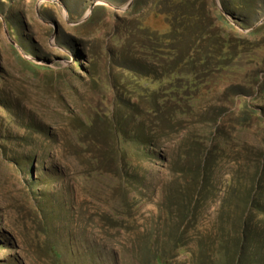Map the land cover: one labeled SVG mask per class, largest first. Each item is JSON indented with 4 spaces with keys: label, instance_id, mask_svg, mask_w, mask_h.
I'll return each instance as SVG.
<instances>
[{
    "label": "rangeland",
    "instance_id": "1",
    "mask_svg": "<svg viewBox=\"0 0 264 264\" xmlns=\"http://www.w3.org/2000/svg\"><path fill=\"white\" fill-rule=\"evenodd\" d=\"M0 264H264V0H0Z\"/></svg>",
    "mask_w": 264,
    "mask_h": 264
},
{
    "label": "trees",
    "instance_id": "2",
    "mask_svg": "<svg viewBox=\"0 0 264 264\" xmlns=\"http://www.w3.org/2000/svg\"><path fill=\"white\" fill-rule=\"evenodd\" d=\"M165 14L168 16V18L170 19L168 21V24L170 25V31L167 33H159V32H150L151 37L155 36V39L157 41L160 40H176V38L182 36L181 34L177 33L178 30H180V28H182L183 26L187 25L188 23L191 22L192 19L194 20H198L201 18L200 14H197L196 12H187V11H182L180 12L178 10V12H175V10L173 11H168L165 12ZM181 20V21H180ZM180 23V24H178ZM178 37H177V36ZM163 47V46H160ZM194 58V57H193ZM179 59H183L182 56L179 57ZM203 60H205V58H202ZM183 66V65H182ZM182 66H178L179 70L178 72H182L181 68ZM176 69L173 70V72H175ZM172 71H168L166 73H173Z\"/></svg>",
    "mask_w": 264,
    "mask_h": 264
},
{
    "label": "water",
    "instance_id": "3",
    "mask_svg": "<svg viewBox=\"0 0 264 264\" xmlns=\"http://www.w3.org/2000/svg\"><path fill=\"white\" fill-rule=\"evenodd\" d=\"M130 3H132V1H131ZM89 13H90V12H89ZM89 13H88V14H89Z\"/></svg>",
    "mask_w": 264,
    "mask_h": 264
}]
</instances>
